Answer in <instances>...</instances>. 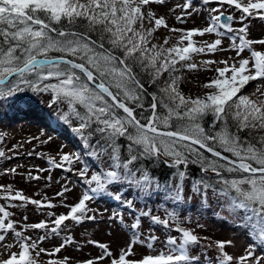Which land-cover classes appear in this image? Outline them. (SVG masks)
I'll use <instances>...</instances> for the list:
<instances>
[{"label":"snow or ice","instance_id":"obj_1","mask_svg":"<svg viewBox=\"0 0 264 264\" xmlns=\"http://www.w3.org/2000/svg\"><path fill=\"white\" fill-rule=\"evenodd\" d=\"M257 25L264 0H0V113L41 125L0 131V264H264Z\"/></svg>","mask_w":264,"mask_h":264},{"label":"rangeland","instance_id":"obj_2","mask_svg":"<svg viewBox=\"0 0 264 264\" xmlns=\"http://www.w3.org/2000/svg\"><path fill=\"white\" fill-rule=\"evenodd\" d=\"M253 35L256 37L264 36V28H262L260 25H257L253 29ZM195 84L196 82L193 81L191 85L185 87L184 89L185 92L191 91L192 94H195L197 91H200V89L196 88ZM40 129H41V125L33 122L31 116L29 115L22 113L21 115L13 117L11 114L5 115L0 113V131L7 132L9 133L10 136H14L17 139L21 137H27L33 133H38ZM52 135H56V134L52 133ZM61 144H68L71 147V137L66 133H62L57 137L55 143L48 146L47 150L54 152ZM32 162L41 165L43 163L39 160H34ZM28 191L31 192L32 189H29ZM48 191L49 193H51L52 189H49ZM103 231L104 229L101 228L97 238L99 239L105 238L103 236ZM208 231L209 233L215 231L217 234L221 235V238H223V236L232 235V233L228 231L226 225H222L219 223H215V224L210 223Z\"/></svg>","mask_w":264,"mask_h":264}]
</instances>
